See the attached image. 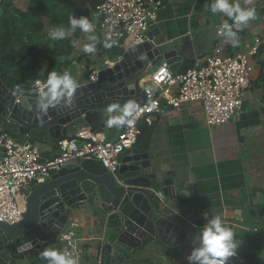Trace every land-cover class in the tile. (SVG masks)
Masks as SVG:
<instances>
[{"label": "crops", "instance_id": "obj_1", "mask_svg": "<svg viewBox=\"0 0 264 264\" xmlns=\"http://www.w3.org/2000/svg\"><path fill=\"white\" fill-rule=\"evenodd\" d=\"M75 1L62 0L63 6L60 0L40 1L41 5L51 8L50 13H54L56 18L52 17L51 22L47 14L42 16L44 27L39 35L47 36L57 20L59 25L69 27L68 22L60 23L57 15L61 12L66 16L64 20L68 21V16L72 15L69 3ZM80 1L91 11L92 2L95 4L101 0ZM151 1L161 2L158 20L149 31L153 42L181 51L186 56L182 69L192 64L195 57L203 59L209 55L216 45L226 53L236 54L245 51L246 46H253L255 39L264 38V0H230L242 8L256 9L257 18L242 28L235 26L222 13L212 14L206 8L212 0ZM33 3V0H6L0 8V22L12 11L27 13ZM223 22L232 25L237 32L238 47H233L223 35H218ZM94 27L99 41L97 45L100 46L94 53L79 58L82 45L86 43L85 34L84 40H79L81 47L70 56L59 57L50 53L56 62L66 63L60 73L70 72L79 85L87 81L90 70L101 69L104 61H113L122 53L128 41L125 40L120 49H102L100 41L103 33L98 25L94 24ZM72 34L70 32L68 36ZM51 46L47 44L46 48ZM249 62L252 66L251 84L245 92L243 108L222 127L210 129L205 125L204 113L198 102L183 104L179 109L167 107L157 115L151 127L140 123L141 134L135 147L149 154L153 172H161L164 178L174 180L175 199L167 198L170 209L159 205L158 209L167 216H171L173 209L190 221L187 228L183 226L184 222L173 216L174 221L188 230V239L195 241L193 246L183 245L174 249L152 241L131 251L127 263L123 264H188L187 257L198 244L196 237L199 230L207 223L205 213L209 218L219 215L225 225L233 229L236 239L242 241L236 256L228 259L230 264H264V44L259 46ZM47 67L45 62L38 73L42 75ZM11 74L12 68L7 76L13 77ZM85 130L76 128L62 138L74 137ZM120 130L121 127H113L103 136L113 140ZM15 132L18 139L33 140L44 158L58 154L55 139L49 135ZM151 189L156 188L152 186ZM69 218L79 223L82 238L91 239L83 242L85 254L77 264H100L94 243L103 236L105 215L95 212L94 205H84L80 209H72ZM49 248L57 250L54 244L38 251L35 257L15 258L7 264H47L40 254Z\"/></svg>", "mask_w": 264, "mask_h": 264}, {"label": "water", "instance_id": "obj_2", "mask_svg": "<svg viewBox=\"0 0 264 264\" xmlns=\"http://www.w3.org/2000/svg\"><path fill=\"white\" fill-rule=\"evenodd\" d=\"M5 2L0 0V8ZM148 39L135 46L129 39L121 58L99 71L96 82L81 84L70 103L62 101L46 113L37 107L39 98L22 96L17 101V95L0 79V117L22 135H49L55 140L76 128L94 134L112 130L105 121L117 114L108 113V106L131 100L140 107L145 101L140 81L161 61L172 72L182 70L186 61L176 48L155 44L151 33ZM152 186L175 199L174 180L153 172L149 154L136 147L120 155L115 176L94 160L51 174L45 183L32 188L21 221L13 225L0 222V264L35 257L54 245L72 209L84 205H94L95 212L105 215L103 236L94 243L100 264H123L131 251L152 241L171 249L193 246L195 239H188V230L160 212Z\"/></svg>", "mask_w": 264, "mask_h": 264}, {"label": "built area", "instance_id": "obj_3", "mask_svg": "<svg viewBox=\"0 0 264 264\" xmlns=\"http://www.w3.org/2000/svg\"><path fill=\"white\" fill-rule=\"evenodd\" d=\"M160 8L161 2L151 0L98 2L95 11L100 17L97 25L103 33L101 48L105 49L104 45L111 43L113 48L120 49L129 39L131 46L148 42V33L158 20ZM219 29L218 35H221ZM263 44L264 38H257L253 46H246L245 51L236 54L226 53L216 45L203 59L195 57L192 65L184 71L172 72L169 65L161 61L140 81L145 101L139 107L132 125L121 127L113 140L88 129L74 137L61 138L56 144L58 154L53 158H44L35 143L15 138L6 130L11 126L10 122L0 118V222L13 225L21 221L33 187L45 183L51 174L63 168L75 167L83 160L100 162L108 174L115 176L120 155L138 142L140 123L151 127L157 115L167 107L179 109L183 104L198 102L208 128L227 124L243 106L245 92L251 84L252 66L249 61ZM121 54L113 61H104L101 69L90 70L86 82H96L99 71L112 66L121 58ZM45 84V81L36 80L33 96L18 94L17 101L22 96L39 98ZM10 128L14 129L12 126ZM150 190L159 206L170 209L167 198L160 190ZM170 213L185 224H191L173 209ZM79 229V223L68 218L60 227L55 241L57 251L77 262L85 254L83 242L91 240L82 238ZM254 231L257 232V229Z\"/></svg>", "mask_w": 264, "mask_h": 264}, {"label": "clouds", "instance_id": "obj_4", "mask_svg": "<svg viewBox=\"0 0 264 264\" xmlns=\"http://www.w3.org/2000/svg\"><path fill=\"white\" fill-rule=\"evenodd\" d=\"M212 14L222 13L233 21L237 27H246L248 23L257 18L256 9L252 7H241L238 3L230 2V0H212L206 5ZM69 27L63 25L57 26L49 30L48 36L51 40H64L70 32L79 29L86 35V43L82 45L85 54L94 53L98 37L94 34V23L88 17L74 15L68 16ZM220 34L231 42L233 47L239 46L237 32L233 30V26L224 22L219 29ZM73 47H81L79 40L71 41ZM106 48L112 47L111 43L104 45ZM80 87L76 79L68 71L57 73L51 71L48 74L44 90L40 92L37 107L41 112L46 113L50 107H55L62 101L71 102L76 90ZM21 93V85H16L13 94ZM139 105L135 101H128L123 105L112 104L108 106V113H118V115H110L105 121L108 127H124L133 124L135 116L139 112ZM207 223L199 230L196 237L197 246H194L191 254L187 257L188 264H227L228 259L236 256L238 247L242 241L236 239L234 231L231 227L225 225L219 215L209 218L205 213ZM41 258L47 261V264H77V260L66 256L64 253L55 249H45L41 252Z\"/></svg>", "mask_w": 264, "mask_h": 264}, {"label": "trees", "instance_id": "obj_5", "mask_svg": "<svg viewBox=\"0 0 264 264\" xmlns=\"http://www.w3.org/2000/svg\"><path fill=\"white\" fill-rule=\"evenodd\" d=\"M40 1L44 0H33V7L27 13L12 11V14L0 22V79L5 86L12 90H14L16 85H21L20 94L26 96H33L32 91L36 80L47 81L48 74L51 71L60 73L61 68L66 66L65 62L59 63L53 60L50 57V53L59 57H68L76 51L71 43V41H73L72 37L67 36L64 40L54 41L49 39V32L47 36L42 37L41 34L39 35L44 27V22L41 20V17L47 14L46 16L51 18V22H53L52 17L56 18L54 13H50L51 8L41 5ZM96 4L97 3L94 4V2H92L90 11L85 7L83 1L77 0L75 2H70V13L76 17H88L90 21L97 25L100 17L95 11ZM60 5L63 6L62 0H60ZM54 10H56V7H54ZM57 16L61 21H59L60 23L68 22L64 20L66 16L61 12H59ZM57 26H61L58 20L54 23L53 27L55 28ZM80 34L84 33L77 29L73 32V37L76 38ZM45 38L48 40L46 41ZM47 44L52 45L50 49L46 48ZM83 55H85V53L82 50L79 54V58L83 57ZM88 55L89 54H86L85 56ZM45 62L48 64V67L41 75L38 73V70L41 69ZM191 65L192 64H189L183 71ZM10 68H12L11 75H13V77L7 76V72ZM10 127H6V130L17 138L18 135L15 130H12ZM57 141L58 139L55 140V144H57ZM55 156L56 155L53 157ZM183 226L189 228L187 224H183Z\"/></svg>", "mask_w": 264, "mask_h": 264}, {"label": "rangeland", "instance_id": "obj_6", "mask_svg": "<svg viewBox=\"0 0 264 264\" xmlns=\"http://www.w3.org/2000/svg\"><path fill=\"white\" fill-rule=\"evenodd\" d=\"M69 37H72V39L74 40H84V36H83V34H80L79 36H77L76 38H74L73 37V34H72V36H69ZM85 41H86V38H85ZM87 42V41H86ZM78 47H75V49H77ZM100 48V46L98 47V45L96 46V51H97V49H99ZM91 54V53H90ZM86 55V54H85ZM85 55H83V57H85ZM99 55V54H98ZM19 137V136H18ZM20 139H22V138H20ZM23 140V139H22ZM30 142H33L31 139L29 140Z\"/></svg>", "mask_w": 264, "mask_h": 264}]
</instances>
